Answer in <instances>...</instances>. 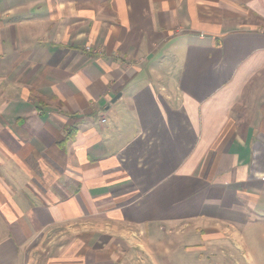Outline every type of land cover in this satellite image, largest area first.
Returning <instances> with one entry per match:
<instances>
[{"label":"crops","instance_id":"crops-1","mask_svg":"<svg viewBox=\"0 0 264 264\" xmlns=\"http://www.w3.org/2000/svg\"><path fill=\"white\" fill-rule=\"evenodd\" d=\"M0 227V264H264V0H0Z\"/></svg>","mask_w":264,"mask_h":264},{"label":"rangeland","instance_id":"rangeland-1","mask_svg":"<svg viewBox=\"0 0 264 264\" xmlns=\"http://www.w3.org/2000/svg\"><path fill=\"white\" fill-rule=\"evenodd\" d=\"M184 229H186V228H184ZM0 231H1L0 233H3L4 232V228L3 227H0ZM186 231H189V230H186ZM188 233H190L192 235L186 241L187 243H185V244L186 245L187 244H189V245L190 244H195V241H192L191 238H192L193 235H196L197 236V234H195L194 232L193 233L188 232ZM50 234H53V235L56 234V235H58L59 237H56V239L58 238V240L63 241L64 240L63 236L67 235V231L64 228H59L57 231H55V233L50 232ZM51 241H52L51 236L45 238V240L43 242V247H46L47 244H49V242H51ZM55 242H57V240ZM117 249H120V248H117ZM177 252H178V250H175V252L172 253V256L169 259H166V260H170L171 261V264H195L194 263V262H196V259L195 258L194 259L182 258L180 255L175 254ZM214 260H215L216 264H223L224 262H226V263L229 262V259H227V258L224 259V258H220V257H215Z\"/></svg>","mask_w":264,"mask_h":264},{"label":"water","instance_id":"water-1","mask_svg":"<svg viewBox=\"0 0 264 264\" xmlns=\"http://www.w3.org/2000/svg\"><path fill=\"white\" fill-rule=\"evenodd\" d=\"M118 97H119V95L117 97H115V99L118 98ZM115 99H113V100H115Z\"/></svg>","mask_w":264,"mask_h":264},{"label":"trees","instance_id":"trees-1","mask_svg":"<svg viewBox=\"0 0 264 264\" xmlns=\"http://www.w3.org/2000/svg\"><path fill=\"white\" fill-rule=\"evenodd\" d=\"M74 132V131H73ZM72 133V132H71Z\"/></svg>","mask_w":264,"mask_h":264},{"label":"built area","instance_id":"built-area-1","mask_svg":"<svg viewBox=\"0 0 264 264\" xmlns=\"http://www.w3.org/2000/svg\"><path fill=\"white\" fill-rule=\"evenodd\" d=\"M88 49V48H87Z\"/></svg>","mask_w":264,"mask_h":264}]
</instances>
